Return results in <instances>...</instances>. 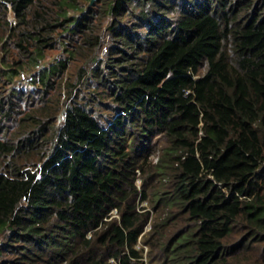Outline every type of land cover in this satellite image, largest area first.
Here are the masks:
<instances>
[{
  "label": "trees",
  "instance_id": "16d2710c",
  "mask_svg": "<svg viewBox=\"0 0 264 264\" xmlns=\"http://www.w3.org/2000/svg\"><path fill=\"white\" fill-rule=\"evenodd\" d=\"M0 126L11 264H264V0H0ZM154 137L165 218L135 183Z\"/></svg>",
  "mask_w": 264,
  "mask_h": 264
},
{
  "label": "rangeland",
  "instance_id": "374dc122",
  "mask_svg": "<svg viewBox=\"0 0 264 264\" xmlns=\"http://www.w3.org/2000/svg\"><path fill=\"white\" fill-rule=\"evenodd\" d=\"M8 17L10 20H13L14 18V13L12 10L9 11ZM103 37H102V46L98 48L99 52V57L103 58L106 50L108 49V46L110 44V38H109V33L107 30L104 28L103 29ZM2 54V53H1ZM60 59H64L67 62V70L64 72V81L62 82V98H61V104L63 105V100H64V95L66 91V87L64 84H66V81H70V83H75L77 81V76L79 74V69L80 67L79 62L75 63L71 60L69 55L64 54V51H52L48 54L46 62H57ZM104 61V60H102ZM27 75H21V76H16L17 86L22 87V91L26 92V94L32 93V89L35 88V86L28 84L27 79H25ZM30 80V79H29ZM93 88V87H92ZM84 91H87L85 84H74L73 87V93L70 99H73L78 93L79 96L84 95ZM110 102L109 100H106ZM104 104V105H109L110 103ZM36 106V105H35ZM104 114L107 115L109 112H112L113 109L112 107H104L103 108ZM61 117L62 114L58 117V123H61ZM2 126H0V129ZM5 131V130H4ZM3 131V132H4ZM162 142L157 141L156 138H152L151 142H146L141 148V155L140 159L145 160L143 164V169L140 170V172H137V177H136V185L141 186L142 184V179L146 183V194L148 196V202H143L141 203L142 205H146L147 209L149 210L150 216L156 217V216H162L163 218L166 217L165 212L167 209L162 205L163 203H159L158 201H153L155 196H162L165 191H168L169 188V179L160 175L156 170H155V165H159L162 155H163V150L161 149ZM158 194V195H157ZM114 213V212H113ZM163 218L158 217L155 221L162 222L164 220ZM147 226L144 228V230L149 229V225L146 224ZM172 227H169L171 229ZM168 229V231H169ZM170 235V232L168 233ZM157 236H153L152 239H150L148 236L142 237L140 239V243H138V246H143L144 247V254L147 256L149 255V252H151L152 256L158 257L159 254H161V251L156 249V240ZM147 239L149 240V245L155 246L153 250H149L147 244H144V240ZM9 244V236L4 233L0 235V264H11L13 263L16 259L19 260V256L16 254L17 249L16 247L19 245H15V242H10L13 243V246L8 247L5 246L4 244ZM161 262H158L160 264ZM25 264H33L32 262L26 261ZM148 264H150L148 262ZM151 264H156V263H151Z\"/></svg>",
  "mask_w": 264,
  "mask_h": 264
}]
</instances>
